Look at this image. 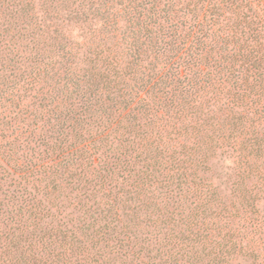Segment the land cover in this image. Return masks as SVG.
I'll use <instances>...</instances> for the list:
<instances>
[{"label":"trees","instance_id":"obj_1","mask_svg":"<svg viewBox=\"0 0 264 264\" xmlns=\"http://www.w3.org/2000/svg\"><path fill=\"white\" fill-rule=\"evenodd\" d=\"M263 204L264 0H0V264H264Z\"/></svg>","mask_w":264,"mask_h":264},{"label":"rangeland","instance_id":"obj_2","mask_svg":"<svg viewBox=\"0 0 264 264\" xmlns=\"http://www.w3.org/2000/svg\"><path fill=\"white\" fill-rule=\"evenodd\" d=\"M234 171L233 161L229 158V156H217V158H215V160L211 163L210 176L215 183L219 185V189L224 192L229 186V183L234 179ZM206 177L208 178V176ZM262 207L264 208V204Z\"/></svg>","mask_w":264,"mask_h":264}]
</instances>
